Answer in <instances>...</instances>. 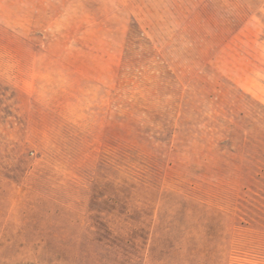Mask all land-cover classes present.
Returning <instances> with one entry per match:
<instances>
[{
	"label": "rangeland",
	"instance_id": "1",
	"mask_svg": "<svg viewBox=\"0 0 264 264\" xmlns=\"http://www.w3.org/2000/svg\"><path fill=\"white\" fill-rule=\"evenodd\" d=\"M0 264H264V0H0Z\"/></svg>",
	"mask_w": 264,
	"mask_h": 264
}]
</instances>
